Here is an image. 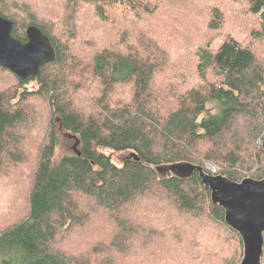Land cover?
<instances>
[{
	"label": "trees",
	"instance_id": "16d2710c",
	"mask_svg": "<svg viewBox=\"0 0 264 264\" xmlns=\"http://www.w3.org/2000/svg\"><path fill=\"white\" fill-rule=\"evenodd\" d=\"M43 2L0 0L16 38L36 25L56 50L39 76L0 65V264H239L198 172L156 167L264 177V0ZM62 132L77 147L54 163Z\"/></svg>",
	"mask_w": 264,
	"mask_h": 264
},
{
	"label": "water",
	"instance_id": "95a60500",
	"mask_svg": "<svg viewBox=\"0 0 264 264\" xmlns=\"http://www.w3.org/2000/svg\"><path fill=\"white\" fill-rule=\"evenodd\" d=\"M15 21L0 14V65L20 78L39 76L41 66L56 58L51 39L36 25L27 29V41L13 35ZM264 149V140L262 141ZM160 175L190 179L198 172L211 190L215 204L225 210L226 222L240 234L244 244L239 264H262L264 253V177L234 181L222 174H210L198 164L181 161L157 166Z\"/></svg>",
	"mask_w": 264,
	"mask_h": 264
},
{
	"label": "rangeland",
	"instance_id": "374dc122",
	"mask_svg": "<svg viewBox=\"0 0 264 264\" xmlns=\"http://www.w3.org/2000/svg\"><path fill=\"white\" fill-rule=\"evenodd\" d=\"M28 1L30 3L39 4L40 7H41L40 10L44 9L45 11H48L49 12L51 10V8H52L51 5L44 6L43 0H28ZM245 1H247V0H245ZM85 14H87V13H85ZM79 21H80V19H79ZM79 21H78V23H79ZM255 24H256V22H255ZM256 26H257V24H256ZM79 27H80V25H79ZM82 29L84 30V28H82ZM200 36H201L200 34L194 33L190 37H191L192 40H195V39L199 38ZM87 40L88 39H80L79 40V42L83 44L84 48L86 46H89V43H88ZM76 53L81 54V52H73V54H76ZM86 53L87 52H82L83 56ZM262 56H264V53H262ZM80 71H81V76L78 77V82L80 84L81 83L83 84V87H82V90H81L83 104H81V105H83V106H90L93 102H96V101H92L91 100V97H92V93L91 92H93V90L90 88V86L93 83V81H91V77L86 73L85 68L81 69ZM97 97L98 96L96 94V97L95 98H97ZM84 99H86V100H84ZM75 147H77L76 137L73 136V135H70L67 132H62V137H61V140L59 142V147H58V150H57V154H56L54 163H56V161L59 159L60 154L66 152V151H68V150H70L72 148H75ZM125 156H126L125 153L114 154V158H115L116 162H118L119 164L122 163V159ZM5 214H9V211L6 210V209H4V208H1L0 207V215L2 216V215H5Z\"/></svg>",
	"mask_w": 264,
	"mask_h": 264
},
{
	"label": "built area",
	"instance_id": "2783aa9c",
	"mask_svg": "<svg viewBox=\"0 0 264 264\" xmlns=\"http://www.w3.org/2000/svg\"><path fill=\"white\" fill-rule=\"evenodd\" d=\"M207 169L212 171L213 173H216L218 170V167L216 164L210 162V163H207Z\"/></svg>",
	"mask_w": 264,
	"mask_h": 264
}]
</instances>
